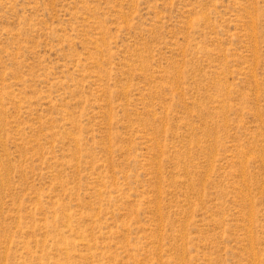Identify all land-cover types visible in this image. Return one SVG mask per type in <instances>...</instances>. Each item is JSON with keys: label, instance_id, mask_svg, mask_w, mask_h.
Instances as JSON below:
<instances>
[{"label": "rangeland", "instance_id": "374dc122", "mask_svg": "<svg viewBox=\"0 0 264 264\" xmlns=\"http://www.w3.org/2000/svg\"><path fill=\"white\" fill-rule=\"evenodd\" d=\"M0 264H264V0H0Z\"/></svg>", "mask_w": 264, "mask_h": 264}]
</instances>
